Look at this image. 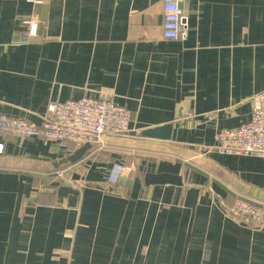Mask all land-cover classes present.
Wrapping results in <instances>:
<instances>
[{"label": "crops", "instance_id": "0c3cea01", "mask_svg": "<svg viewBox=\"0 0 264 264\" xmlns=\"http://www.w3.org/2000/svg\"><path fill=\"white\" fill-rule=\"evenodd\" d=\"M184 9L182 42L163 38V0H0V113L41 124L51 102L101 95L132 113L129 132L80 147L6 142L0 264H264V228L224 211L264 205V161L212 149L264 90V0ZM31 16L37 37L16 44ZM115 162L131 170L111 186Z\"/></svg>", "mask_w": 264, "mask_h": 264}, {"label": "built area", "instance_id": "2783aa9c", "mask_svg": "<svg viewBox=\"0 0 264 264\" xmlns=\"http://www.w3.org/2000/svg\"><path fill=\"white\" fill-rule=\"evenodd\" d=\"M186 0H163L162 35L166 40L185 42L190 37L189 16L184 9ZM25 39L16 44L29 43L38 35L40 25L37 16L25 20ZM194 116L193 114H190ZM212 120L214 114H208ZM131 111L108 96H84L78 100L51 102L41 124L29 122L22 117L0 113V155L6 142L15 138L23 142L28 138L41 137L57 142L63 148L69 145L80 147L98 141L106 133L129 132ZM212 149L222 155L259 157L264 161V90L252 96V114L249 121L236 128H223L216 132ZM131 170L121 162H115L109 172L111 186L118 184L125 171ZM64 181L74 188H82L72 177ZM227 216L240 224L255 229L264 228V205L246 198H238L232 207L224 205Z\"/></svg>", "mask_w": 264, "mask_h": 264}, {"label": "water", "instance_id": "95a60500", "mask_svg": "<svg viewBox=\"0 0 264 264\" xmlns=\"http://www.w3.org/2000/svg\"><path fill=\"white\" fill-rule=\"evenodd\" d=\"M171 130L172 126H164L158 127L155 129L145 130L143 132L144 136L153 137V138H162V139H170L171 138Z\"/></svg>", "mask_w": 264, "mask_h": 264}]
</instances>
